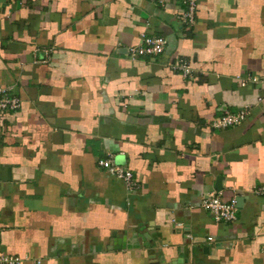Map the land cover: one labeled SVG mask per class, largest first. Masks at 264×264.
<instances>
[{"label": "crops", "instance_id": "1", "mask_svg": "<svg viewBox=\"0 0 264 264\" xmlns=\"http://www.w3.org/2000/svg\"><path fill=\"white\" fill-rule=\"evenodd\" d=\"M182 8L0 0V86L21 98L0 111L1 253L24 264H264V0H198L192 27ZM144 32L166 37L165 50L132 60ZM245 107L242 124L212 126ZM111 154L137 189L99 165ZM218 190L238 198L235 222L201 206Z\"/></svg>", "mask_w": 264, "mask_h": 264}, {"label": "built area", "instance_id": "2", "mask_svg": "<svg viewBox=\"0 0 264 264\" xmlns=\"http://www.w3.org/2000/svg\"><path fill=\"white\" fill-rule=\"evenodd\" d=\"M160 5H164L166 0H153ZM183 8L178 12V21L188 27H192L197 21L198 0H180ZM141 43L131 45L128 47V56L132 60L139 59L146 55H157L164 52L167 39L162 35H149L141 33ZM51 49H46L45 53L49 56ZM175 71L181 72L184 76H188L192 73V67L189 63L182 60H176L173 65ZM253 82H259L257 77L252 76ZM247 80L242 81V85H246ZM21 106V98L17 95L12 85L0 86V111H13L19 109ZM249 113L248 107H245L239 111L233 112L226 110L222 115L212 121V126L230 127L243 123L246 116ZM99 165L106 168L113 176L121 179L127 190L133 191L138 188V183L135 179L134 173L130 168L118 163L114 156L111 154L108 158L100 159ZM255 193L264 195V184L255 188ZM222 190L211 191L203 197L201 206L211 213L216 222L232 223L237 220V199L232 198L226 200L223 198ZM211 237H209L210 239ZM28 255L1 253L0 252V264H24L28 260ZM40 263V260L36 261Z\"/></svg>", "mask_w": 264, "mask_h": 264}, {"label": "water", "instance_id": "3", "mask_svg": "<svg viewBox=\"0 0 264 264\" xmlns=\"http://www.w3.org/2000/svg\"><path fill=\"white\" fill-rule=\"evenodd\" d=\"M237 201H238V198H237ZM160 264H169L168 262H165V261H163V262H160Z\"/></svg>", "mask_w": 264, "mask_h": 264}]
</instances>
